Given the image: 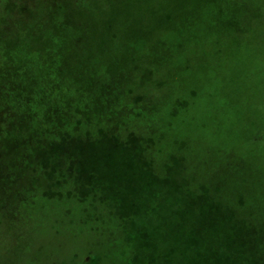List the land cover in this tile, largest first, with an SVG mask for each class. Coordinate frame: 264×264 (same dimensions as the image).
<instances>
[{
    "label": "rangeland",
    "instance_id": "rangeland-1",
    "mask_svg": "<svg viewBox=\"0 0 264 264\" xmlns=\"http://www.w3.org/2000/svg\"><path fill=\"white\" fill-rule=\"evenodd\" d=\"M41 1L17 2L26 7L25 15L6 14L1 7L0 35L15 38L19 48L39 37L53 51L48 26L57 23L62 35L71 38L72 66L91 68L92 76L95 71L100 77L88 79L89 95L95 97L97 86L102 88V100L111 99L109 111L116 122L139 118L143 130L129 128L156 140L145 150L155 160L134 159L143 158L145 151L131 157L128 145L110 148L104 142L85 146L70 164L59 161L54 172L45 159L43 168L32 170L39 159H32L37 138L28 116L0 110V264H63L75 253L74 264H80L85 243L92 241L91 230L110 237L102 264H191V256L172 254L178 234L190 248L197 240L192 230L212 223L233 227L212 201L227 208L232 221L264 232V0H101L107 14L86 19L98 48L88 49L85 57L79 53L77 2H56L54 11L51 0ZM40 6L51 21L38 22ZM24 18L28 22L19 29ZM161 39L171 40V46H163ZM100 41L115 49L145 48L147 53L124 51L118 54L124 63H113ZM101 54L106 59L96 65L93 57ZM121 65L131 71L127 80L117 74ZM109 69L115 71L111 77ZM148 69L151 79L141 74ZM80 78L77 83L84 86ZM147 81L153 83L154 94L133 105L130 94ZM13 82L20 88L28 84L0 81V95L13 94ZM142 104L150 111L144 112ZM47 165L51 182L44 172ZM146 171L158 179L149 192L144 191ZM196 195L199 203L193 202ZM122 214L149 227L144 238L131 242L134 258L119 237L127 226L126 220L115 219ZM163 216L167 224L154 221ZM131 231L126 233L130 238ZM198 250L206 255L203 243ZM221 256L218 248L217 258ZM238 258L230 264H241Z\"/></svg>",
    "mask_w": 264,
    "mask_h": 264
},
{
    "label": "trees",
    "instance_id": "trees-1",
    "mask_svg": "<svg viewBox=\"0 0 264 264\" xmlns=\"http://www.w3.org/2000/svg\"><path fill=\"white\" fill-rule=\"evenodd\" d=\"M24 1L44 2L41 0H0V2H2L0 3V8L4 7L6 14H15L18 12L25 15L26 7H22L18 4H21V2ZM68 1L71 0H63V3L62 0H51L50 2L52 3V6L49 4L50 9L57 11L58 5L55 4L56 2L64 4ZM72 1L77 2L78 5L76 10V23L79 27L80 35H82L77 39L81 41L82 45L79 53L85 57L89 55L88 49L92 51L93 47L98 48V40L93 39L88 33L89 22H87L86 19L89 20L88 17L96 16L98 18L107 14V11L104 10L105 2H102L101 0ZM5 2L12 3L7 4ZM71 10L72 5L70 6L69 13ZM36 17H40L38 20L39 23L43 20L44 22H49L51 19L47 18V12L43 6L36 8ZM82 20L85 21V25L81 23ZM27 22V18L20 20L19 29H22L23 24H26ZM68 25L71 24L68 23ZM48 28V31H50L48 40L54 44L53 51H51L50 46L46 47L45 43L41 42L39 37L31 38L25 47L19 48L18 42L15 38H9L6 34L5 36L2 31L1 33L3 35H0V81L13 79L16 82H22L24 80L28 81L27 86L25 85L23 88L16 87L13 82L14 87H16L13 94L9 95L10 92L8 93L7 91L1 93L0 110L6 112L11 109L16 114L22 113L23 115L28 116L29 127L31 131L35 133V138H37L35 144L32 145L31 148V152L33 153L32 159H39V163L34 164L30 169H37L39 166L43 168L44 162H42V160L45 159L50 163V166L53 167L51 171L54 172L59 168V161L65 160L70 164L71 161L77 159L78 156L76 154L78 152L80 153V150H83L87 145H92V143L101 144L105 142L110 145V148L119 145H128V149L131 151V157L135 152L142 150L145 151L147 147L155 143L156 140L153 139L151 135H143L140 137L130 130V126H135L136 129L139 128L140 130H143V122L139 118L133 117L132 119H121L118 122L114 120L115 118L112 117L109 111L111 99L107 100L105 98L106 101L102 100L104 97L102 88L97 86L94 91L95 97L89 95L87 90L88 86L86 87L88 79L95 78L99 81L100 77L96 76L95 71V76H92L91 68H78L77 65H74L73 67L72 61L74 53L72 52V47L70 45L71 38L67 39L62 35V31L60 32L59 28H57V23H54L51 28L49 22ZM66 41L69 45L67 46V50L64 51L63 49ZM108 42L100 41V44H103V47L109 49L108 60L112 59L113 63H124V61H121L118 58V54L120 53L125 54V52H130V54L133 55L147 53L144 47L145 51L141 48L131 49L124 47L123 49H115L108 45ZM161 42L165 47L171 46V40L169 39H161ZM43 51L45 52L46 57H44ZM93 58L97 65L105 61L106 55H96V57ZM123 59L126 60V58ZM44 63L46 64L44 65ZM121 67H123V65L117 68L114 66L118 76L121 79L127 80V77H130L128 74H130L131 71ZM98 71L102 72V70ZM150 71L151 70L148 69L141 74H145L147 78L151 79ZM112 72L114 73L115 71L109 69L110 77ZM17 73L19 74V77ZM83 75L88 76V78H83ZM10 76L13 79H10ZM78 78L84 83V86L77 83ZM135 88L137 90L136 93L130 94V98L135 99L133 105H136L138 100H141L139 97H142L143 99L145 98L143 96L150 97L154 94V85L151 81L144 82L142 87L136 85ZM111 92L112 90L110 93ZM114 92L115 91L113 90V93ZM31 98L33 101H36L37 106L32 102ZM76 98H78V103L73 104ZM118 99L120 98H117L116 100ZM116 100H114V106L118 111L119 102H116ZM141 109L144 112L150 111V109L143 104ZM19 117L23 118L21 116ZM118 135H120L119 138ZM111 137L113 141H115L110 144L109 140ZM37 154H40L41 157H37ZM134 159L154 161L155 157L149 152L148 156H146L145 151L143 158L135 157ZM46 168L47 170L44 172L51 182V173L48 165ZM32 170L30 172H32ZM145 179L147 187L144 191H152L154 183L158 181L155 172L146 171ZM67 183L72 185L71 182ZM192 199L193 202L197 203L201 201L200 195H196V197ZM212 202V204H218V206H220V212L229 219V222L226 223H231L233 227L226 229L223 228V226L217 227L215 223H212L207 228L192 230V236L195 235L197 240L195 242L192 241L190 248L185 245L186 243L183 236L178 234V236H176L177 238L175 237L177 241L172 240L173 243L177 245L175 249L173 248L172 254H176L181 258L191 256V264H216L217 260H219L220 264H230L231 260L237 261L238 256V262H241V264H264V232L252 228L251 225L244 221H232V215H227V208H225L220 202ZM120 217L122 219L117 217L115 219L117 221L128 220V214H122ZM156 220L167 224V217L165 216L155 219L154 221ZM147 227L148 226H145L143 223L127 221V226H125L124 231H119V237L126 246V249L128 248V245L131 247V250L128 252V255L131 258L136 256L135 245L134 247L131 246L132 240L134 242L137 239L144 238ZM131 230L134 231L132 238L127 235L128 231ZM91 231L92 241L85 243L83 258L79 261L80 264H102L100 258L104 255V251L107 249L105 243L110 237L108 239L103 236L98 237L96 231ZM136 235L142 237L136 238ZM201 243H203L206 248L205 256H201L198 250ZM233 246L238 247L234 252L232 250ZM218 248L222 250L224 255L220 258H217ZM68 257L67 261H64L63 264H74L76 260L75 258L78 257V254H73L72 258L70 256ZM245 258H247L246 263L244 262Z\"/></svg>",
    "mask_w": 264,
    "mask_h": 264
}]
</instances>
